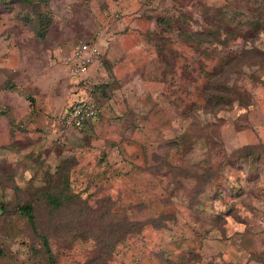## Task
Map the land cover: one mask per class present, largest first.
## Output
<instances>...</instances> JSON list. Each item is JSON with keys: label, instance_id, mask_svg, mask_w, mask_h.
I'll return each instance as SVG.
<instances>
[{"label": "rangeland", "instance_id": "374dc122", "mask_svg": "<svg viewBox=\"0 0 264 264\" xmlns=\"http://www.w3.org/2000/svg\"><path fill=\"white\" fill-rule=\"evenodd\" d=\"M0 264H264V0H0Z\"/></svg>", "mask_w": 264, "mask_h": 264}, {"label": "trees", "instance_id": "16d2710c", "mask_svg": "<svg viewBox=\"0 0 264 264\" xmlns=\"http://www.w3.org/2000/svg\"><path fill=\"white\" fill-rule=\"evenodd\" d=\"M227 64H230V63H227ZM78 84H80V82ZM96 87H102V86H100V85L99 86H95V85L92 86V88L94 90L96 89ZM29 100L32 102V98H29ZM94 104H95V97H90V99H89L88 97H84L83 95L78 93L77 96L73 99L72 103L68 106L67 111L62 118V122L64 124H69V125L73 126L79 132L83 131L88 123L92 122L93 120H95V118L98 117L99 113L97 112ZM77 106L81 107V109H83L85 111L88 108H90V109L92 108L96 113L94 115H90V116H87L86 114H84L82 117V120H81V124L76 125V123L74 121L69 122V118H67V115L69 117V115H71V113L73 112V109ZM71 120H73V118ZM47 199H48V203L50 205H52V207L58 208V207L64 205V202H62L59 197H56L55 195H53L51 193L47 194ZM17 208L20 210V213L26 217L28 222H30L32 225H35L34 214L32 212L33 207L30 203H27L25 205H20ZM137 226H138V223L134 224L132 222V220H130V222L127 225V227H130V228H136ZM34 232H37V231L34 230ZM39 236L43 242L42 244L44 245L46 252L48 253V260H51L52 254L50 251V247L48 245L47 237L44 234H39Z\"/></svg>", "mask_w": 264, "mask_h": 264}, {"label": "built area", "instance_id": "2783aa9c", "mask_svg": "<svg viewBox=\"0 0 264 264\" xmlns=\"http://www.w3.org/2000/svg\"><path fill=\"white\" fill-rule=\"evenodd\" d=\"M97 52L96 47H92L89 44H83L80 45L77 51L76 57L80 61L82 65V69L87 68L88 62L92 59V56ZM76 72H79L78 70H75ZM96 112L91 108H88L86 111L81 109V107L77 106L73 109V112L71 115H67V118H69V122L74 121L76 125L81 124V120L84 114L87 116L94 115ZM73 118V120H71Z\"/></svg>", "mask_w": 264, "mask_h": 264}]
</instances>
